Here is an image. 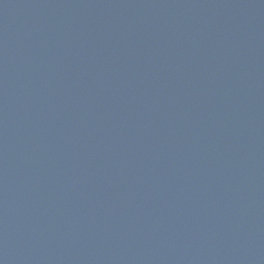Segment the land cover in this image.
<instances>
[{
  "label": "water",
  "instance_id": "1",
  "mask_svg": "<svg viewBox=\"0 0 264 264\" xmlns=\"http://www.w3.org/2000/svg\"><path fill=\"white\" fill-rule=\"evenodd\" d=\"M0 264H264V0H0Z\"/></svg>",
  "mask_w": 264,
  "mask_h": 264
}]
</instances>
